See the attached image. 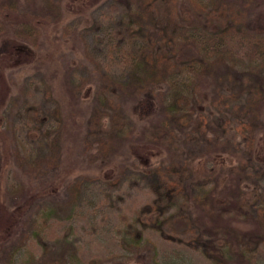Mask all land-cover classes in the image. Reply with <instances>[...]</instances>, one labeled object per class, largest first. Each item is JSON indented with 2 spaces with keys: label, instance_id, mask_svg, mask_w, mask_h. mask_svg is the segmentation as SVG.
Wrapping results in <instances>:
<instances>
[{
  "label": "rangeland",
  "instance_id": "374dc122",
  "mask_svg": "<svg viewBox=\"0 0 264 264\" xmlns=\"http://www.w3.org/2000/svg\"><path fill=\"white\" fill-rule=\"evenodd\" d=\"M49 1L65 14L29 38L44 63L21 47L24 60H0L2 198L48 171L16 163L20 154L58 158L65 180L48 205L47 236L59 249L71 241L75 264H264V102L253 111L264 60L244 51L264 39V1L181 0L177 12L159 15L147 39L155 50L158 30L173 36L179 23L226 31L228 47L204 56L177 36L172 77L153 90L149 120L135 109L145 87L133 76L126 0L18 6L39 12ZM20 25L0 41V55L8 36L22 46ZM42 256L24 249L12 263L54 264L57 252Z\"/></svg>",
  "mask_w": 264,
  "mask_h": 264
},
{
  "label": "trees",
  "instance_id": "16d2710c",
  "mask_svg": "<svg viewBox=\"0 0 264 264\" xmlns=\"http://www.w3.org/2000/svg\"><path fill=\"white\" fill-rule=\"evenodd\" d=\"M180 1L181 0H126L125 3L126 7L130 10H134L133 23L129 25L131 35L130 43L133 47V49L131 48V53H133L131 55L134 57V61L132 62L135 63L133 66V76H135L136 79L139 74L144 76L142 79V87H145L142 89L143 100L138 98L135 109L137 108L142 112L143 119L145 120H149L147 115L152 113L149 106L151 105L152 107L151 101L154 96H151V94L153 90L155 91V87L163 82L168 83L166 81L169 80L168 76L170 75L169 65L176 61L175 58L178 56V52H180L174 48L176 42L175 38L177 36L185 38L184 43L180 46H192L196 52H203L204 56H218L224 52V48L228 47V40H225V36L227 35L226 31L213 32L209 26H205L204 29L200 31L198 29L188 28L182 23L173 26L175 27L173 36L167 34L166 28L163 29L164 32L161 29L158 30L160 33L157 37L159 41L157 50L148 46V32L152 27L160 25L157 19L159 15L167 14L171 16L174 11H178ZM183 1L198 4L202 0H194L195 2L191 0ZM18 4L19 0H0V41L11 33L12 27L16 23H21V33H23L24 36L20 37V40H17L22 46L16 45V38L11 39V37L8 36L7 43L3 44L0 60H2L3 55L6 58L10 57L11 54L19 58L23 56V60L27 56H30L35 63L43 64L45 56L34 49L33 43H30L29 38L47 29L48 27H46V25H58L65 13L60 4L51 1L47 3L43 11L39 12L25 9L21 11ZM9 21L13 23L10 24ZM139 39L141 40V45L137 46L136 41ZM186 41L190 43L186 44ZM20 47L26 50L27 56H19L17 54L23 51ZM4 51L6 52L3 53ZM244 51L246 52V57L264 60V39L256 37ZM136 60L139 61L136 63ZM170 77H172V75H170ZM254 92L255 94H259L254 104L255 109L253 110L256 114L259 109L257 107L258 104H260L261 107L264 102V80L256 83ZM15 160L16 163L21 161L22 166L24 160H26V163H32V168L42 167L41 169L46 168L48 171L42 176V179L37 180L34 187H18L15 185L11 189H8L6 192L9 193L8 199H5V197L4 199L2 198L1 193L4 191L0 188V264H13L12 262H14L17 254L24 251V249H32L33 247H38L42 250V261L44 258L48 257L49 254L57 252L54 264H75V260L78 259L75 245L71 241H68L65 247L59 249L53 242V239H49L47 236L48 228L53 225V220L50 219L51 211L48 210V205L49 203H53V201L61 195L65 180L58 171V158L44 157L42 160H39L33 159L29 155L21 156L20 154ZM2 166H4V163L0 155V169ZM75 188L73 183L67 185V189L70 191H73ZM261 221H264V219H261ZM140 237L141 234H138L135 240L137 245L140 244ZM21 241L24 242V244ZM22 244L24 249H22ZM8 246L14 249L8 258H6L3 253L8 250ZM43 264H45V262Z\"/></svg>",
  "mask_w": 264,
  "mask_h": 264
}]
</instances>
